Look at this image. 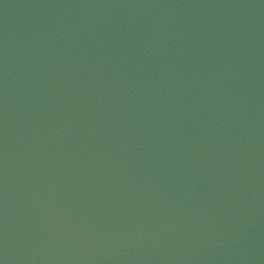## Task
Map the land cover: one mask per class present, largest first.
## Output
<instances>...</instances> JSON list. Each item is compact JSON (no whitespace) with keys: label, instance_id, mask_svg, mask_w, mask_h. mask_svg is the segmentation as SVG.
<instances>
[{"label":"water","instance_id":"water-1","mask_svg":"<svg viewBox=\"0 0 264 264\" xmlns=\"http://www.w3.org/2000/svg\"><path fill=\"white\" fill-rule=\"evenodd\" d=\"M0 264H264V2L0 0Z\"/></svg>","mask_w":264,"mask_h":264}]
</instances>
